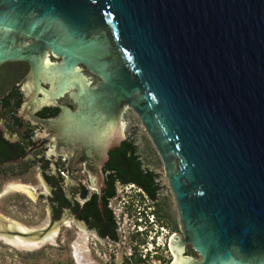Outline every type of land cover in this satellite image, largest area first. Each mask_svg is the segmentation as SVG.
I'll list each match as a JSON object with an SVG mask.
<instances>
[{
    "label": "water",
    "instance_id": "95a60500",
    "mask_svg": "<svg viewBox=\"0 0 264 264\" xmlns=\"http://www.w3.org/2000/svg\"><path fill=\"white\" fill-rule=\"evenodd\" d=\"M19 61L23 116L49 155L98 165L97 188L139 116L180 214L171 264H264V0H0V66ZM46 106L62 111L34 116ZM66 220L24 231L0 215V237L40 241Z\"/></svg>",
    "mask_w": 264,
    "mask_h": 264
},
{
    "label": "flooded vegetation",
    "instance_id": "af4514ba",
    "mask_svg": "<svg viewBox=\"0 0 264 264\" xmlns=\"http://www.w3.org/2000/svg\"><path fill=\"white\" fill-rule=\"evenodd\" d=\"M51 60L59 62L61 58L51 55ZM80 67L83 73L91 78L93 85L100 81L101 78L93 74L85 65L81 64ZM29 70L30 65L28 64V72ZM95 76L98 77L97 80H94ZM26 78L27 75L22 82L0 96V181L7 188L6 193L11 191L16 193L14 198H7L8 209L13 208V203H21L18 195L28 192L22 188V186H26L24 181L27 177L34 175V185L36 187H34V190L36 191L37 200L46 201L49 207V219L50 210H52L55 222L60 221L63 217L67 219L60 228L62 226H76L81 228L82 232H94L97 237L105 241L117 242L119 240V222L114 215L110 202L111 199L116 197L117 184L122 187L136 186L139 189V192H137L139 197L143 199L145 205L149 204L151 212L154 208L158 209L159 206L166 207V210L169 211L168 206L158 197V193L155 199H151L148 193L133 181L131 176L122 177L120 175L123 165V152L120 150L127 141L133 142L128 137L109 154L108 159L103 164L104 184L100 185L99 188L91 182L88 171L89 169L97 170L98 165L85 164L61 154L57 156L54 154L49 155V139L37 136L44 129V125L30 120L22 114L23 105L26 101ZM61 111L59 106H46L35 112L34 116L49 119L58 116ZM112 190L115 191V195L108 197ZM111 213L114 215L115 231L118 239H114L109 233L105 234L110 232L113 227ZM151 215L154 216L153 213ZM154 217H156V221L151 223L152 225L147 221L145 227L147 230L142 231L139 235L144 243L138 245V240L134 238L135 234H133L132 238L136 240V246H134V250L131 248L128 256H126L128 258L127 264H157L158 260H162L167 264V258L173 260L169 249L170 239L168 236L170 234L166 236L168 238V240L166 239V251L170 254L169 256H163L159 245L157 248L154 247L155 250L146 248L145 254L142 253L139 247L135 248L156 244L155 236H150L149 233L155 229V235H157L160 233V228L164 229L166 225L168 226L169 219L167 216L160 219V221H158L157 216ZM170 217L172 219L171 214ZM6 221L8 226L10 222L8 219ZM59 229L57 228V234ZM168 229L170 233L175 232L170 228ZM149 237H151V242L148 241ZM138 255L143 259L140 263L136 262ZM151 259L154 260L152 263H150ZM124 262L125 260H123Z\"/></svg>",
    "mask_w": 264,
    "mask_h": 264
},
{
    "label": "rangeland",
    "instance_id": "374dc122",
    "mask_svg": "<svg viewBox=\"0 0 264 264\" xmlns=\"http://www.w3.org/2000/svg\"><path fill=\"white\" fill-rule=\"evenodd\" d=\"M17 68H19V66L15 62H7L0 66L1 73L5 77L13 75ZM22 70H25V74L18 83L22 82L28 73V68H23ZM97 79L98 77L95 76L94 80ZM126 121L127 137L134 142L142 167L145 170H151L156 173V181L159 184L158 197L168 206V212L172 216L173 226L177 225V228L173 229V231L180 233V214L169 180L166 176L163 161L145 130L141 119L133 110H128ZM34 183V175L27 177L24 181V185H26L25 187H29L28 192L20 193L18 196L20 197L21 203H13V208L8 209L6 204L7 198H14V194L16 193L12 191L6 193L7 188L3 186L0 181V215L8 219L10 223L18 224L27 229H37L48 223L49 207L46 201L37 200ZM137 192H139V189L136 186L128 185V187H122L117 184L116 197L110 201L111 208L119 222V240L117 242L102 240L97 237L94 232H82L81 228L76 226H62L58 234L52 237L53 239L35 245L15 244L7 241L4 237H0V243L6 246L3 249L4 252H10L8 253L5 264H23L19 263L17 256L14 255L15 250L27 252L40 249L46 251V256L41 259L38 264H54L57 261H62L64 264H69V262H73V264H122L123 259L128 256L131 248L134 250V246H136V240H134L132 236L137 232H135L133 228L137 226V230L142 232L139 227L142 226L141 228H143V231L147 230L145 228L146 221H148L149 224L156 221V217L151 215V207L149 204H144L142 201L143 199L139 197ZM161 229L162 228H160V233L157 235H155V229L149 233L150 236H155L156 244H148L144 247L137 246L142 250L143 254H145L146 248H153L152 250H155L159 245L160 252H162L163 256L170 255L168 251H166V241L168 238L170 239L172 232H169L167 226ZM168 234L170 235L166 238ZM148 241L151 242V237L148 238ZM190 248H192V246L187 245L188 254L199 257L197 253V255L189 253ZM166 260L167 264H171L172 259L167 258ZM153 261L154 260L151 259L150 263ZM162 264L165 263L162 262Z\"/></svg>",
    "mask_w": 264,
    "mask_h": 264
},
{
    "label": "trees",
    "instance_id": "16d2710c",
    "mask_svg": "<svg viewBox=\"0 0 264 264\" xmlns=\"http://www.w3.org/2000/svg\"><path fill=\"white\" fill-rule=\"evenodd\" d=\"M15 63L18 64L19 68H17L16 72L11 76H6V77L3 76L0 70V96L6 93L8 89H11V87H14L25 74V70H22V69L28 68V64L26 62L19 61ZM9 103H11V101H9ZM120 151L123 152V159H122L123 165H122V171L120 175L122 177L131 176L133 178V181H135L138 184V186H141L148 193L151 199H155L159 191V184L156 181V173L151 170H145L142 167L141 160L139 159V156L136 154V146L134 145L133 142L127 141L126 143H124ZM127 181H132V180H127ZM114 195H115V191L112 190L109 193L108 197H113ZM151 213H153L154 216H157L158 221H160V219L167 216L169 219V224L168 226L167 225L166 226L170 228V230L177 228L176 227L177 225L173 226L172 219L170 217L169 212L166 210V207L164 208L162 206H159L158 209L154 208V210H152ZM111 218L113 219L112 230L105 234L109 233L110 235H112L114 239H118L116 235V231H115V223H114L115 219L112 213H111ZM140 234L141 232H137L134 236V238L138 239L139 241L138 245L141 243H144V240L141 239L139 236ZM5 247L6 246L3 243H0V264L6 263V258L8 256V253H10V252H4L3 249ZM135 248H138V247H135ZM189 253L196 254L193 248L189 249ZM14 255L17 256L19 263L38 264L41 261V259H43L46 256V251L44 249L35 250V251H27V252L15 250ZM157 257H161V256H157ZM123 260H125L123 264H127L128 258L125 257ZM142 261L143 259L141 258L140 255H138L136 257V262L140 263ZM54 264H64V263L62 261H57ZM69 264H73V262H69Z\"/></svg>",
    "mask_w": 264,
    "mask_h": 264
},
{
    "label": "bare ground",
    "instance_id": "6f19581e",
    "mask_svg": "<svg viewBox=\"0 0 264 264\" xmlns=\"http://www.w3.org/2000/svg\"><path fill=\"white\" fill-rule=\"evenodd\" d=\"M22 188H24V190H27V191L29 190V188L25 187V186L24 187L22 186ZM17 189H19V188H17ZM8 227L11 229H20V230H24V231L29 230L25 227L19 226L18 224H14V223H9ZM55 234H57V228L53 229L51 232H49L46 235V237L40 241L36 240L35 238H24V237H20V236L10 237L7 240L12 242V243L20 244V245H35L37 243H41L43 241L53 239L52 237L53 236L55 237Z\"/></svg>",
    "mask_w": 264,
    "mask_h": 264
},
{
    "label": "clouds",
    "instance_id": "9594fccd",
    "mask_svg": "<svg viewBox=\"0 0 264 264\" xmlns=\"http://www.w3.org/2000/svg\"><path fill=\"white\" fill-rule=\"evenodd\" d=\"M147 223V221L145 222V224ZM141 225H142V223H141ZM152 225V224H151ZM142 227V226H141ZM147 229V228H146ZM133 230L135 231V232H139L138 230H137V226H135L134 228H133ZM145 231V230H144Z\"/></svg>",
    "mask_w": 264,
    "mask_h": 264
},
{
    "label": "built area",
    "instance_id": "2783aa9c",
    "mask_svg": "<svg viewBox=\"0 0 264 264\" xmlns=\"http://www.w3.org/2000/svg\"><path fill=\"white\" fill-rule=\"evenodd\" d=\"M139 229H140L141 231H143V228L139 227ZM161 263H162V260H158V261H157V264H161Z\"/></svg>",
    "mask_w": 264,
    "mask_h": 264
}]
</instances>
